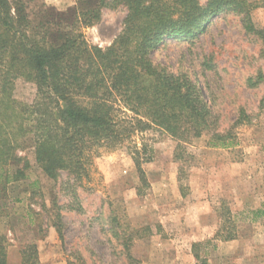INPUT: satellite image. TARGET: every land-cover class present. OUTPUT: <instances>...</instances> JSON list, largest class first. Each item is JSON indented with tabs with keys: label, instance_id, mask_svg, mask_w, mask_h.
I'll return each mask as SVG.
<instances>
[{
	"label": "rangeland",
	"instance_id": "374dc122",
	"mask_svg": "<svg viewBox=\"0 0 264 264\" xmlns=\"http://www.w3.org/2000/svg\"><path fill=\"white\" fill-rule=\"evenodd\" d=\"M24 1L29 18L44 8L53 26L75 6L74 0ZM248 1L258 4L251 19L264 31V0ZM125 16L122 6L103 8L99 22L82 29L87 44L108 47ZM261 49L237 16L224 13L191 38H162L149 53L158 70L199 87L215 132L231 133L225 147H211L208 135L180 146L151 128L113 151L100 150L80 183L66 172L46 177L31 147L18 151L29 164L27 177L0 198L7 264H21L30 250L39 264H264V82L247 84L264 71ZM13 97L30 104L35 87L19 79ZM240 111L248 122L235 126ZM133 146H145L152 157L143 166L146 184L135 170ZM230 234L234 239L223 241Z\"/></svg>",
	"mask_w": 264,
	"mask_h": 264
},
{
	"label": "trees",
	"instance_id": "16d2710c",
	"mask_svg": "<svg viewBox=\"0 0 264 264\" xmlns=\"http://www.w3.org/2000/svg\"><path fill=\"white\" fill-rule=\"evenodd\" d=\"M74 3L53 26L44 8L33 21L24 0H0V198L8 185L26 179L29 164L18 155L26 147L33 149L34 161L46 177L56 180L66 172L80 183L88 179L100 150L113 151L151 128L180 146L204 135L210 137L211 147L231 143L230 132H215V120L199 87L184 75L158 70L149 53L162 38H191L225 13L237 16L244 32L261 42L264 60V31L251 19L258 4L248 0ZM119 6L126 9L119 35L104 49L88 45L82 29L99 22L103 8ZM19 79L35 87L30 104L13 97ZM262 82L264 71L247 84L254 88ZM242 122L248 117L240 111L235 126ZM130 155L140 182L146 184L143 166L151 163V155L145 146H133ZM2 241L0 264H7ZM193 257L200 260L197 252ZM21 264H39L36 252L24 253Z\"/></svg>",
	"mask_w": 264,
	"mask_h": 264
}]
</instances>
